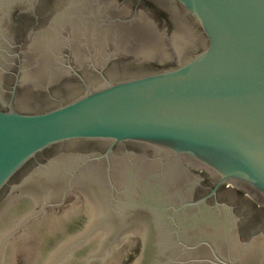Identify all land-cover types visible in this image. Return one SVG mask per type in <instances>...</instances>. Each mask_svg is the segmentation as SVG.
I'll list each match as a JSON object with an SVG mask.
<instances>
[{
    "label": "water",
    "instance_id": "1",
    "mask_svg": "<svg viewBox=\"0 0 264 264\" xmlns=\"http://www.w3.org/2000/svg\"><path fill=\"white\" fill-rule=\"evenodd\" d=\"M0 264H264V0H0Z\"/></svg>",
    "mask_w": 264,
    "mask_h": 264
}]
</instances>
